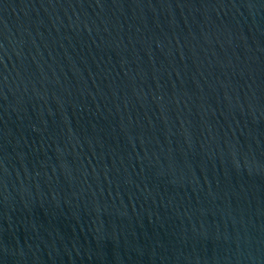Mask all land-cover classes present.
Wrapping results in <instances>:
<instances>
[{
    "label": "water",
    "instance_id": "obj_1",
    "mask_svg": "<svg viewBox=\"0 0 264 264\" xmlns=\"http://www.w3.org/2000/svg\"><path fill=\"white\" fill-rule=\"evenodd\" d=\"M0 264H264V0H0Z\"/></svg>",
    "mask_w": 264,
    "mask_h": 264
}]
</instances>
